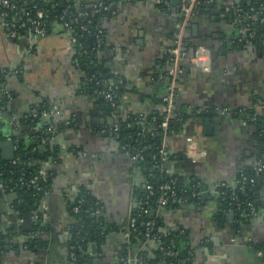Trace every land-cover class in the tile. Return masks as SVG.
I'll return each mask as SVG.
<instances>
[{
	"label": "crops",
	"instance_id": "crops-1",
	"mask_svg": "<svg viewBox=\"0 0 264 264\" xmlns=\"http://www.w3.org/2000/svg\"><path fill=\"white\" fill-rule=\"evenodd\" d=\"M45 1L53 7L70 1L75 8H89L98 0ZM204 1L208 6L187 23L185 43L190 44V57L195 49L206 48L210 66L203 70L186 60L179 63L175 97L186 119L166 140V151L173 158L171 167H164L166 176L193 180L201 189L187 196L190 201L186 198L180 207L164 214L163 232L182 230L179 244L194 249L192 264H264V184L258 193L260 218L247 222H240L213 193L222 182L235 185L241 170L264 159V143L261 147L248 123L251 114L264 116V42L235 43L244 30L233 19L235 12L226 7L239 0ZM108 2L110 11L100 19L102 43L91 35L88 45L96 47L93 63L122 82L124 90L114 114L105 113L86 92L89 79L78 61L71 32L55 22L42 36L23 33L13 38L0 19V70L7 72L2 85L9 94L2 98L0 120L7 118L1 120L0 133L21 131L27 140L33 139L38 125L18 129L17 121L29 116L34 107L48 106L51 113L42 117L51 120L46 140L61 159L58 164L43 163L54 176L40 200L37 217L32 216L31 231L18 226L15 236H7L5 230L16 220L17 195L9 199L0 194L1 264H76L70 257L75 222L71 205L81 191L96 206L92 214L102 217L96 225L98 237L78 249L82 264H123L121 258L132 257L140 247L127 245L122 233L134 206L135 188L144 181L109 128L114 118L162 110L156 102L163 93L158 75L180 15L161 7L159 0ZM171 6L176 7L172 1ZM223 108L229 109V116L220 113ZM206 119L212 125L208 132ZM37 223L39 230L33 232ZM34 237L31 248L23 244ZM156 248L149 242L148 255L155 264H165L163 256L155 254Z\"/></svg>",
	"mask_w": 264,
	"mask_h": 264
},
{
	"label": "trees",
	"instance_id": "trees-1",
	"mask_svg": "<svg viewBox=\"0 0 264 264\" xmlns=\"http://www.w3.org/2000/svg\"><path fill=\"white\" fill-rule=\"evenodd\" d=\"M11 1L16 6V8L15 10L6 9L9 14H13L14 11L21 14L23 10H32L34 7L45 10L46 30H48L52 23H60L58 17L63 14V18L69 23L72 30L80 34L76 47L78 54H80L78 61L81 63L80 66L82 70L86 73L87 77H91L94 80H101L100 84L98 85H96L94 81H88L86 92L94 97L96 103L103 106L105 113L109 114L112 110L114 114L118 106L119 98L124 90L122 82H119L116 77L113 78L106 69L96 66L95 63H93L96 47L93 45H88L89 37L91 35H95L101 28L100 19L102 16L107 14V11L101 10L99 12H95L93 7L86 8L83 5L75 8L70 1L61 7H53L51 3L46 2L45 0ZM99 1L103 2V4L109 5L108 0ZM160 6L165 8V6H163L161 3ZM207 6L208 4H206L204 0H200L197 14H200ZM233 6L239 7L241 9L240 12H235L233 16V19H237L240 26L243 27L244 31L240 34L248 36L251 31H254L255 37L252 38L251 44L257 45L264 42V0H239L238 2L234 3ZM32 13H34V10H32ZM246 16H248V18H245ZM74 18L77 20L74 21ZM261 19L263 20L262 22L260 21ZM81 25H83L82 29L80 28ZM242 44L245 43H239L240 46H242ZM188 47H190V44L187 43V51ZM168 67V57H165L162 62V71L158 75V82L163 89V93L156 98V102L162 106V110L159 112L150 113L148 115H137L127 118L117 117L113 119L115 121L113 124L118 125V143L124 144L131 141L135 143L137 148H141L143 145L145 146V149L140 152L142 154V160L138 161L136 166L143 181L151 184L150 191L145 188V184L143 182H141L135 188L132 214L136 217V230L131 232L130 244L141 245L144 240V233L146 230L145 223L147 221H153L154 225L149 231L150 235H158L160 244L164 247L168 246L170 240L172 239L173 243L175 244L174 250L176 251V255L169 256L164 253L165 251L162 252L156 248L155 254L163 256L165 264H192L194 259V249L192 250L193 254L189 255L191 246L188 244H184V246L179 244V239L182 237V235H184V233L182 234V230L178 229L164 234V216L157 217L152 212L159 196V186L161 184L165 182L171 183L177 192V195H182L184 196V199H186L194 183L193 180L185 183L181 176H166L164 173L163 164L161 163L160 166V155L158 154V148L161 145L163 139V131L160 128V123L166 116V108L162 102V96L167 92V86L170 81ZM5 76L6 72L0 70V106L3 109L5 102L1 95L4 91L2 83ZM109 78H112L113 81L110 91L108 86L105 84V81ZM95 90H104L105 92L109 91L113 95L112 100L110 101L104 97L95 96ZM34 108L37 111V116L32 117L29 115L17 121L18 129H21V127L26 124L28 126L38 125V131L33 133V139L27 140L24 136H22L21 131L16 135H13V133L10 132L11 130H8L2 134L0 133V142L5 140L8 135L15 141L16 145L15 157L13 160L5 161L0 155V185L12 188V190L16 193L17 197L13 203L14 209L16 211V217L19 218H22L24 215H31L33 210L38 209L40 200L51 186L54 174L50 170H45L43 163L50 161L52 164H58L61 160L57 148L51 147L48 140H46L47 134L45 131L51 120H43L42 112L44 110H49L48 106L42 105ZM3 109L1 115L4 114ZM201 114L202 113L199 115ZM235 115V112L231 114L233 117ZM5 117L7 118V116ZM185 119L186 115L183 109L177 105L175 100V109L171 113L168 121V129L172 131L170 135L178 131L176 126L178 125L180 127ZM248 123L254 127V138L257 139L260 146L263 147L264 116L251 114L248 117ZM12 127L15 128L14 125H12ZM137 133L139 134L138 136ZM131 137L132 139H130ZM135 138H137L136 141L134 140ZM41 139L45 140L44 143L41 142ZM39 146H43L44 150L39 151ZM261 149L262 148H260V150ZM167 155L169 154L167 153ZM172 158L173 157L169 155V159ZM261 162L264 163V159H260V163ZM42 170L45 172V176H39L36 180V185H28L27 181L38 175ZM241 172L247 178L250 176H255L254 184L251 185L246 183L243 185L235 184L228 186V188L225 189V198L218 196V200L222 203L224 208L232 209L234 211L235 217L240 222H247L252 218H245L242 216V213L247 211L248 203H251L259 213L261 212L260 201H258V193L264 184V171L259 175H254L253 167H248L241 170ZM233 196H235V199H232ZM80 198L82 200L81 202H78V199ZM74 206L78 208V211L72 212L75 222L70 231L71 236L69 239V245L74 247L72 249L74 253L73 262L76 264H82L83 258L81 257L80 251H78V249L88 239H96V237H98L97 232L99 231L96 230V225L97 222L102 219V217L93 218L92 212L96 206L85 191H81L79 193L78 198L73 201L71 209ZM178 207H180L178 204L169 201L165 208V213ZM37 230H39V223L35 224L33 232H36ZM5 231L8 233H6L7 236H15V234H17L15 226L8 227ZM5 231L3 230V232ZM34 239L35 237L26 239L23 244H27V247L31 248V244ZM3 241L4 238L2 236L1 230L0 247L3 244ZM148 245L149 243L145 244L143 249L139 252V255L142 258V264H155L154 258L149 256L147 253Z\"/></svg>",
	"mask_w": 264,
	"mask_h": 264
},
{
	"label": "built area",
	"instance_id": "built-area-1",
	"mask_svg": "<svg viewBox=\"0 0 264 264\" xmlns=\"http://www.w3.org/2000/svg\"><path fill=\"white\" fill-rule=\"evenodd\" d=\"M200 0H180L179 4L176 7L171 6V0H159V3H161L163 6L166 8H171L175 12H177L180 17L178 22L175 25V32L172 40L171 47L167 51L166 57H168V62H169V67H168V74L170 75V81L167 86V92L165 95L162 96V102L165 105L166 108V116L160 123V128L163 131V139L161 142V145L158 148V154L160 155V166L161 163L163 164V169H164V163L169 160V155H167L166 151V140L172 133L171 130L168 129V121L170 118L171 113L175 109V88H176V78L177 74L180 70L179 68V63L180 61L186 60L189 61L196 66L200 67L203 70H208L210 66V57H209V51L204 48V47H199L195 49L193 56H188L187 49H186V41H185V33H186V26L188 21L190 20L191 17L195 16L198 12V6H199ZM0 19L7 25L9 28V33L10 36L13 38H16L20 36L23 33L27 34H32L35 36H42L46 32V27H45V16H46V11L37 8H33L34 13H32V10H23V12L20 14L16 11L13 12V14H9L6 9H12L15 10L16 6L12 3L11 0H1L0 4ZM93 9L95 12H99L101 10L103 11H110V4H103L101 1H97L93 5ZM227 10H232L233 12H240L241 9L236 6H228L226 7ZM80 14V13H79ZM245 18H248L246 16ZM59 22L60 24L65 28V30L71 32L72 34V40L76 44L78 37L80 34L78 32H75L72 30L71 26L69 23L63 18V14H61L59 17ZM74 21L77 19L74 18ZM261 22L263 21L262 19L260 20ZM90 22V21H88ZM81 29L83 28V25L80 27ZM95 37L97 39L98 44L100 45L102 43L101 39V30L99 29L97 33L95 34ZM255 37V32L251 31L248 36L245 35H240L235 39V43H245V44H250L252 38ZM5 72V71H4ZM7 74V72H6ZM88 81H94L96 85L100 84L101 80L99 79H93L91 77H88ZM106 86H108L109 91L111 90V86L113 84V81L108 79L105 81ZM105 92L104 90H95L94 94L95 96H101L104 97L108 100H112L113 95L110 92ZM2 95L8 96L9 94L5 91H3ZM114 107V105L112 104ZM2 107L0 106V116L2 112ZM51 113V110H44L42 112L43 116H46L47 114ZM113 111H110V114H112ZM223 116H229L230 111L228 108H223L220 112ZM30 116L35 117L37 116V111L35 108H32L30 111ZM118 125L113 124L109 129L114 136V138L117 140L119 137V134L117 132ZM139 134L137 133V136ZM11 138L10 136L8 139ZM132 139V137L130 138ZM135 141L137 138L134 139ZM45 140L41 139V142L44 143ZM15 142V141H14ZM16 148V147H15ZM119 148L121 151L124 153L128 154L130 158L133 160L134 164L140 160H142V154L140 153L142 150L145 149V146L143 145L141 148H137L135 143L129 141L124 144L119 143ZM15 157V156H14ZM14 159V158H13ZM254 175H259L264 171V163H258L256 166L253 167ZM45 176V172L42 170L39 172L38 175L34 176L33 178L29 179L27 181L28 185H36V180L38 177ZM189 182V180H188ZM187 182V183H188ZM255 182V176H250L246 177L242 172L239 173L237 179H236V184H246L249 183L253 185ZM145 188L147 190H151V184L147 183L144 181ZM198 185L194 182L192 185V189L189 192V195H195V188H197ZM228 188V185L224 184L223 182L219 184L217 188L213 190V193H215L217 196H221L222 198H225V189ZM14 192L12 188H8L5 186L0 185V194H8ZM186 192V191H184ZM188 195V196H189ZM187 198V197H186ZM232 199H235V196L232 197ZM81 198L78 199V202H81ZM186 199H184V196L182 195H177V192L175 191L174 187L172 186L171 183L165 182L159 186V196L157 198L156 205L152 212L157 216L161 217L166 214L165 208L167 204L170 202L176 203L179 206L184 204ZM238 205V204H237ZM73 212H77L78 208L74 206L72 208ZM37 209L33 210L31 216L37 217ZM242 216L245 218H260V213L256 210V208L251 204L248 203V209L245 213H242ZM135 220L136 217L132 214V209L130 210L129 213V218L127 220L126 227L124 228L123 231V237L126 241V244H130V236L131 232H134L136 230L135 228ZM22 222V219L19 217H16L15 224L16 227L20 226V223ZM154 222L153 221H147L145 223V233H144V240L141 243L137 253L133 255L132 257L129 254H126L121 258V261L123 264H142V258L139 255V252L143 249V246L149 242H154L157 245V249L166 253L169 256H174L176 255V251L174 250L175 244L173 243L172 239L170 240V243L168 246L164 247L160 244L159 236L158 235H150V229L153 227ZM74 247L71 246V252H70V257L71 259H74V253L72 251ZM192 250L193 248H190L189 255H192Z\"/></svg>",
	"mask_w": 264,
	"mask_h": 264
},
{
	"label": "water",
	"instance_id": "water-1",
	"mask_svg": "<svg viewBox=\"0 0 264 264\" xmlns=\"http://www.w3.org/2000/svg\"><path fill=\"white\" fill-rule=\"evenodd\" d=\"M62 1V0H61ZM172 1V5L173 6H177L180 2V0H171ZM229 13H226V15H228ZM3 86V85H2ZM2 98L3 99H6L5 95H2ZM205 121V129H207V132L208 130L211 129L212 125H211V120L210 119H206L204 120ZM176 128L178 129L179 126L177 125ZM49 134H47L48 136ZM15 142L12 138H9V139H5L3 141L0 142V148L2 150V153H1V158L5 161H11L13 160L14 156H15ZM43 149V146H40L39 147V151H42ZM164 167L166 168H170L171 167V161H166L164 163ZM185 183L188 182V180H184ZM201 188L200 187H197L195 188V192H200ZM206 193V192H205ZM16 197V193L15 192H11V193H8L7 194V198L9 199H13ZM194 200L196 199V197H192ZM191 198L190 197H187V201H190ZM3 201V198H0V202ZM22 222L20 223V227L23 231H31L32 230V216L31 215H24L22 217ZM93 218H95V215H93ZM16 227V224L15 222L14 223H11L8 227ZM99 229V227H98ZM5 241L7 242V239H5ZM93 247V246H92ZM158 264H164V263H158Z\"/></svg>",
	"mask_w": 264,
	"mask_h": 264
}]
</instances>
